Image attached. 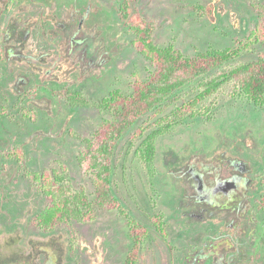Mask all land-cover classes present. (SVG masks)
<instances>
[{"label": "rangeland", "instance_id": "rangeland-1", "mask_svg": "<svg viewBox=\"0 0 264 264\" xmlns=\"http://www.w3.org/2000/svg\"><path fill=\"white\" fill-rule=\"evenodd\" d=\"M122 1L0 0V264L124 262L131 240L120 210L97 207L94 220L50 233L31 222L47 203L34 172L65 167L74 187L94 199L78 155L83 139L109 118L97 102L113 90L130 93L135 77L145 79L153 70L132 45L119 15ZM130 4L153 27L158 47L173 44L188 56L236 49L235 63L264 56V44L253 34L264 0ZM194 84L161 112L141 118L114 154V191L126 213L149 229L138 264H264V212L258 208L264 194V105L252 104L233 81L226 82L194 115L157 138L152 163L140 154L145 134L174 119ZM68 90L90 106L70 105ZM147 125L144 136H137ZM244 175L253 180L243 185L241 197L234 187L244 184L238 179ZM156 215L165 235L153 223Z\"/></svg>", "mask_w": 264, "mask_h": 264}, {"label": "trees", "instance_id": "trees-1", "mask_svg": "<svg viewBox=\"0 0 264 264\" xmlns=\"http://www.w3.org/2000/svg\"><path fill=\"white\" fill-rule=\"evenodd\" d=\"M257 14L253 34L257 42L264 44V6L257 9ZM119 15L132 35V45L150 61L153 70L145 79L135 77L130 93L113 90L97 102L96 107L106 111L109 118L102 119L92 136L83 139L84 145L78 155L79 166L88 174L94 186V199H90L84 188L74 187L65 167L60 171L43 169L34 172L33 178L47 203L31 218V222L40 230L50 233L73 222L94 220L97 207L120 210L127 217L128 236L131 240L123 264H138L149 229L126 213L113 188L114 154L120 140L141 118L152 112H161L168 100L194 82L192 97L176 107L172 113L173 120L164 119L166 124H160L147 134L146 131L151 127L147 125L145 128H138L137 136L145 134L140 154L146 163L154 161L157 138L170 131L174 123L183 120L187 114L194 115L201 102L226 82L233 81L235 90H239L237 93L252 104L264 105V56L244 63L234 62L239 54L236 49H209L188 56L173 44L158 47L153 39V27L132 11L130 0L121 2ZM212 72L216 74L209 76ZM64 96L73 107L90 106L89 101L78 92L68 90ZM13 156L18 162H22L21 155ZM261 199L264 209V194ZM153 223L165 235L160 215L153 217Z\"/></svg>", "mask_w": 264, "mask_h": 264}, {"label": "flooded vegetation", "instance_id": "flooded-vegetation-1", "mask_svg": "<svg viewBox=\"0 0 264 264\" xmlns=\"http://www.w3.org/2000/svg\"><path fill=\"white\" fill-rule=\"evenodd\" d=\"M240 165V164H239ZM249 172L251 171H254V169H250V170H248ZM246 172V175L247 174H251V173H249V172ZM246 175H244V176H241V177H243V178H238V179H241V180H243L244 181V184H242L241 186L238 184H236L235 185V187L234 188H237L238 187V194H239V196H241L242 197V195L244 194L243 193V185H245V184H248L249 182L251 183V180H253L252 178L251 179H246L245 178V176ZM259 177H260V179L261 178H263L262 179V183H261V181L259 182V184L260 185H262V186H264V174H262V175H259ZM242 181V182H243ZM242 194V195H241ZM263 195V194H262ZM262 195H261V197H262ZM244 198H245V196H243ZM261 197H260V199H259V203H258V208H259V211H263L264 212V209L262 208V206H261V201H262V199H261ZM245 200H247V198L245 199ZM247 207H248V211H250L251 212V214H252V210H251V207L249 206V204L247 205ZM246 211V210H245ZM251 214H250V217H251ZM256 218V217H255ZM255 221H258V225L260 226V223H261V219H259V218H256V220ZM260 228V227H259ZM262 230H263V233H264V220H263V222H262Z\"/></svg>", "mask_w": 264, "mask_h": 264}]
</instances>
